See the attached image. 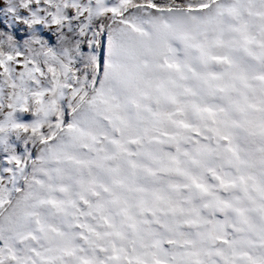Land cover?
Returning <instances> with one entry per match:
<instances>
[{
  "label": "snow or ice",
  "instance_id": "obj_1",
  "mask_svg": "<svg viewBox=\"0 0 264 264\" xmlns=\"http://www.w3.org/2000/svg\"><path fill=\"white\" fill-rule=\"evenodd\" d=\"M0 264H264V0H0Z\"/></svg>",
  "mask_w": 264,
  "mask_h": 264
}]
</instances>
